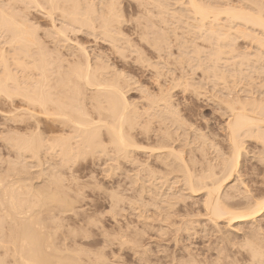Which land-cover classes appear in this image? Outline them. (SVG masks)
Here are the masks:
<instances>
[{
  "label": "rangeland",
  "instance_id": "374dc122",
  "mask_svg": "<svg viewBox=\"0 0 264 264\" xmlns=\"http://www.w3.org/2000/svg\"><path fill=\"white\" fill-rule=\"evenodd\" d=\"M37 1H38V3H40L42 5L35 4L34 6H36V7H34V6L31 7V6H28L29 1H27L28 3L26 1L25 2L23 1L24 3L21 2L23 4H26L24 6H26V7L28 6L29 8L28 7L25 8L24 6H22L20 4V2H18V4H20V5L15 3L16 5L14 6L11 4L12 7L14 6L13 8H16L17 10L11 8L10 7L11 5H9V7H8V5L5 6L4 5V3H6L5 0L3 2H1L0 5L3 7V9L5 6V10L7 7H8V10H9V8H11L12 9L11 12H13V10H16L17 11L16 15H20L22 19H23V17H25V19H23V21L24 22L28 21L27 22L28 25L30 24L28 27L35 29L34 30L35 32L33 31V33L36 35L38 41H40V43H42V44H40V46L42 45L48 51L49 55L54 54L52 56H55V57L60 56L64 60L72 62L73 60H75V57L71 54L74 52V50L76 53V50L78 49V47L76 48V46L86 48L87 52H89V55L91 56L92 63H93V61L96 62L98 60L97 62H99V61H100V63L102 62L101 65L106 64L107 70L109 68V70L108 71L106 70V72L110 71L109 73H107V74H109L107 76L112 80L116 79L115 81L120 82V84L122 83L120 86L123 88V92H124V95H126L125 97H126L127 101H130V104L132 103L134 107L136 105L135 108H137L139 111L143 110L148 105L147 104L148 99L145 98L146 96L149 98L152 96L153 97L158 96L160 86L164 87V89H165V87L166 88L169 87L167 89H169V92L171 94V98H172L171 102H173L171 104L175 106V107L172 106L173 110L177 109L175 111L178 112V118L179 119L177 118L175 120V119L171 118L173 116H170L169 114H168V116H165L166 115L165 112L163 113L162 111L161 112L159 111L158 114H161V113H162V115L164 114L165 119L163 118L164 116H162V115H159V116L156 115L155 119L158 116L159 119H160V117H162L163 121L157 120L158 118L156 119L157 120L156 121L152 118L154 121H156V123L154 121H150V123L151 122H154V123L153 124L151 123L150 130H149L150 132L148 131L147 135L142 134V133L140 134V131H141L140 128H136L134 131L135 141L143 149L135 150L133 152L132 157H133V159L135 158L134 161L131 158H120V157L118 158L116 155H114V153L111 150L110 151L108 150L109 153L104 152V153H107V155H104L103 152H100L102 154H99L98 152H96L97 154H95V152H94L93 155H92V153H90V154L88 153L87 155L78 156L73 162H68V163L64 162L65 163L64 164L61 161V159L58 155V152L53 153V154H48L47 151L42 149V150H40V152L38 153L37 156L32 157V154H30L29 151L26 152V150H25L24 152H22V150H20L18 147H17L18 149H16V147L13 146L14 143H12V142H15V140L19 141L21 143V142H23V140L21 138L25 139V137H26L28 140V138L30 139V137H28V136H31L32 133H35V130H33V126H32L34 123V120L30 119V117L28 115L30 113H34V114L38 115L36 119H37V122L39 125V130H40L41 136L43 138L47 139L49 137H55V138L66 137V136L69 137L70 134H69L67 129L61 130L58 127V125L54 126V128H53L54 131H52V133H51L48 129L49 128V124L47 123L48 117L43 115V114H38V113H35V111H32V109H30V106H28L25 99H23L21 97L23 94L20 96H18L19 94L17 96L15 95L12 99L11 98L8 99V97L6 95H4L5 97L1 96L2 95L1 94L0 95V176L2 175L1 177L2 178L4 177L3 179L6 178L8 181V182L7 181L4 182V184L7 183L9 185L10 181H13L12 183L14 184L15 183L14 181L16 179V182H17V184L19 183L18 185L20 187L22 185H24L23 189L25 186H28L29 190L34 189L33 191H35V189L40 190V188H41L42 190H45V192H43L41 190H40V192L47 194V195H49L48 193H50V192H46V189L48 191L54 190V192H55L56 191L55 188L57 189L60 187L59 188L60 190L57 189L59 191V193H58V191L56 193L60 194V192H61V196H59L57 194H56L57 196H55V195L54 196L57 198V200L60 199V198H58V196L61 197V200L62 199L64 200V198H65L64 201H66L70 198L69 200H71L73 202V204L71 201H70L71 204L68 201H66V203H69L71 205V207L73 205L72 211H70L71 210L70 209L69 211H65L64 213L60 212V210H61L60 207L57 209V207H58L57 204L59 205V203L56 204L57 200L54 201L55 205H54V203L47 202V204H49V205L52 204L53 206L51 205L49 207V205H47V204L45 206H44V204H42V205L40 204V206L37 205V208H41V210L39 209V211H38V209L37 210L34 209V208H36V206H35V207H33V209H34L33 211L37 212L36 218L39 219L41 223L44 222L45 225L44 224L43 225L45 228H47V229H45V231L49 230L51 233L48 231L47 232L50 234L55 233V236H57V238H58V239H56L57 241H59V240L61 241L64 237L66 239L67 238L69 239V241H68V239L66 240V242H68V243H66V245H68L71 240H75V242L77 243V244H75V246H80L83 249L86 248L83 251V249H81L79 247L85 254L90 255L89 257L87 255V257L91 258L92 261H89L90 259L88 261L92 262V263H96V264H144V262H140V258L142 260L145 258V259H148V261H149L148 262L146 260V263L148 262L147 264H182L183 261H185V260H186V262H184L185 264H187V261H189V264H191V259L195 258V256L191 257L193 255H196L199 260L200 259L202 260V257H205V258L208 257L207 260L209 261V263H212L211 261L214 260L212 257L213 256L216 257L215 255H217L219 253L218 251H220L219 250L220 248H221L220 252H222L223 251L222 247L225 250L226 249L228 250V251H226L227 253L229 252L228 254H226V252H224V254L220 253L221 255H224V256H225V254L229 255V258L227 259L228 261L226 260V262L224 261V263L232 264V262L234 261V259H232V258L234 257L235 253H236L235 256H237V257L239 256L237 259H239L240 261L242 259V261H244L246 263L244 257H246V255L248 254V252H246V251L249 248V247L247 248L246 245L249 246L248 244H249L250 240L251 241L253 240L252 242L255 241L257 243L256 244L254 242L253 245H255V244L258 245L259 242L257 239H260L261 237L264 240V237H263L264 232L262 233V230H258V229H257L258 230V232H257L256 227H255V226H257V228L259 227V229L264 228V224L262 225V223L264 222V218H262V216L264 217V215H262L261 217H258L259 219L257 218L258 220H256L255 223L253 222L254 224L252 222L251 223L250 222H241V223H238L239 224L238 225L237 223L231 222L230 223L231 226H230L229 224L228 225L225 224V222H226L225 220L219 221V222H217L218 223L217 225H219V226H215V228L217 227V229H213L214 223L212 221H211L212 222L211 223L210 220H208L207 213H205L206 211L203 208L204 207V205H203L204 201L203 200L205 198V197H203L204 193L199 191L198 193L197 192L195 193L196 195H192V196H191V194L189 195L190 191L188 193V191H186V189H184L185 186H182L183 183L181 181V177L183 178V175L180 173V171H178L179 173H171V172H174V170L170 171L171 168L166 166V165H168L167 163L169 161H171L172 159H169V160L167 159L166 161H164V159H163L164 162L161 161L162 159L160 160V162H159V160H155V159H159V157H156V156H159V155L162 156L163 154H165V153H162V151H164V150H155V149L158 148L156 146H158L159 143H161V144H159V146H160L163 144V142L166 143L171 139L173 145L170 142L171 140L168 142L170 144H168V143L167 144L171 145L172 147L175 146V148L178 151L184 150V152H182V153L186 152L185 154H183L185 158H188L187 155L189 154V151H190L189 157L193 158V160H195L194 162L197 161V163H196L197 165L195 166V169L197 171H199V173H200V171L203 172L204 170H206L205 168L209 167L210 165L214 166V164H215V166H218L219 162H220L218 157H221V155H223L220 158V160H221L224 158V156L227 157L231 153V149H229L230 146L227 143V138H225L226 132L224 130V124L227 120L226 115L228 113L226 112L227 110H225L226 105L224 103H221V102H223V100H221V99L226 94H227L226 96H228V95L230 96V94H231L230 92H232L233 90L236 92H234V91L232 92V95H235L233 97L231 95V97L233 98L232 100L236 99L237 97L239 100L243 96H244V99H245V97H247L246 98L247 100L249 99L248 97H250V99L251 98L253 99V96H251L253 94H255L254 98L258 97V99H259V97H261V95H262V97H264V90H263L264 86H262L263 88H260V86H258L260 88L258 93L256 92L258 90L257 88H256L257 90H255V88L252 89L254 84H258V85L264 84L263 83L264 79L262 78V77H264V75H262L264 70L261 71V69H260L262 67L264 69V65H263L264 63H260L261 60L264 62V60H263L264 57L256 58V55H258V53L261 54L259 56H262V54L264 55V51L258 52V51H260V49L258 47L254 48L255 44H256L254 40L253 41L255 44L248 37L245 39L241 34L238 33L237 34V36L239 37L238 38V37H235L236 34H234V36H233L234 37L233 47H234V49H236V51L233 50L232 53L226 52L227 54L225 53V55H227V57H225L222 54L221 57L223 56L224 58H222V60H221V57H220L219 62H221V61L223 62L225 60V58H226V61H225V64L220 63L222 66L220 67V64H219V67L222 70L224 67L225 70H223V71L225 73L227 72L226 74H229L230 71H231L230 73H233L232 70H236L235 71L236 73H234L235 76L233 74L232 75L229 74V76L227 75L228 76L227 79L229 82L226 79V81L228 83H230L231 80L233 81L234 79H235V82H231V84H230L231 86H229L228 83H227L228 85H224L225 84L224 81H223L224 83H222V85L220 84L219 81H217L216 82L217 84H216V83H213V81L215 82L216 80H214L213 78L210 79L211 78L210 76H212L211 72L208 71L210 69L207 70V68L212 69V65L214 63V61L212 63L209 60V58H207V57L211 55L210 59L214 60V57H212L213 54L211 52H213L214 50L216 51V48H215L217 46L216 42H215V40H211V41L208 40L209 43L214 41L213 43H211L212 46L214 44V46H213L214 48L212 49L211 48L212 46L209 45V43L207 42V39H204L205 37H203V40H206V41L202 40L201 35H204V34L201 31H198L199 32V34H198V32L196 31L197 28H195V24H194V22L196 20L195 16H194V18L191 17L193 15V13L191 14L190 10H188V12L184 11L185 9L187 10V8H185V7H188V6L180 5V3L184 4V2H186V0H182V1L181 0H177V1L175 0L176 2L174 0H172L171 1L172 3L170 2V0H168V1L167 0L166 1L165 0H162V1L158 0L161 3L159 5L156 4V3H159V2H157V0L155 3H153L155 0L154 1L152 0L153 2L152 1L149 2L150 0H147V1L143 0V2L140 0L139 1L138 0H114V3L116 2V5L114 6V8L116 6H118V9H116L117 7L115 8L116 11L114 10V12H115L114 14L116 15L119 13V15H116V16L119 17L120 19L115 16L116 17L115 21L111 22L112 23L111 27L113 25V27L115 29V30L114 29L112 30L113 32L111 31V33H113V34H111L112 38H114L113 41H109L108 39L106 40L103 36L101 37V35H102L101 27H103V26L100 23V20H102V18L105 16V13H104L105 8L104 7L109 3L108 1H110V0H105V2L103 0H101L100 1L101 4L99 3L98 0H92V1L96 2V4H95V2L93 4L96 6L97 10L98 11L101 10V11H99L100 13L97 11L98 13H95V14H98V15L94 16V20H98L97 22L95 21L96 24L98 23L97 27L101 25L96 30L99 32V34H98V32H96L95 33L96 35L93 34V36L90 35V34H92L91 32L88 31L89 32L88 33L84 29H80V31H79V29H78V31L73 30L71 27H69L72 25L68 26L67 22L63 21L65 19H64V16H63V18L61 16L62 15V13H60L61 10L56 12V10H58V9H56V10L53 9L55 11L54 12V11H52L51 8H50L51 10L48 9L49 6L47 8V5H46L47 3H43V2L41 3L40 0H37ZM41 1H43V0H41ZM83 1H85V0H83ZM83 1L80 0V2H83ZM111 1L113 2V0H111ZM173 1L175 3H173ZM197 1L200 3H203V4L205 3L204 5H207L208 2L210 3V4L208 3V5H211V3L213 5V3H214L213 0H208V1L207 0H200V1L197 0ZM216 1L218 2L219 0H215V3H214L215 6L218 5V7L219 6L224 7L225 5L228 6V4H229V6L236 7V8H239L242 6L245 9L250 8L251 11L249 9L248 10L252 13L256 10H258V11L261 10L260 6L264 7V0H256V2L254 0L253 1L251 0L252 3H254V5L256 7L258 5V4H256L257 2L261 3V5L259 4L260 9H256V10H255L256 7L254 5H251V3H249V4L247 3L248 0H247V2H245L244 0H227V1L226 0L225 1L220 0L217 4H216ZM251 1L249 0V2H251ZM90 2H91V0H90ZM163 2L165 3L166 7L164 5H162ZM30 3L34 4L33 2H30ZM142 3H144V4H142ZM6 4H8V3H6ZM97 4H99V5H97ZM185 4H187V2ZM65 5H67V4H65ZM100 5H103L102 8ZM235 5H238L239 7L235 6ZM248 5H250V6H248ZM40 6L41 7L43 6L44 8H46L48 11H50V13L52 15H49V12L47 13V10H45L44 8H41ZM168 6H170L171 9H170V7L168 8ZM251 6H253L252 9H251ZM39 8H41L42 10ZM176 8L178 10L179 9L180 10H179V12H177L175 14V12L177 11ZM167 9L170 10V12ZM173 9H175V10H173ZM188 9H189V7H188ZM263 9L264 8H262L261 11H263ZM103 10H104V12L102 15ZM165 10H167V12ZM182 10L184 12H182ZM160 11L162 12V14L160 15V17H158L159 16L158 12H160ZM163 11H165L164 16H163ZM116 12H118V13H116ZM180 12H182L184 14L181 13L182 14L181 15V14H179ZM166 13H169V14H166ZM188 13H189V15H188ZM263 14L264 13L262 12V15ZM165 15H167V16H165ZM169 15H172V17ZM180 15H181V18H184V19L181 20V18L178 17ZM20 16H17V17H20ZM51 16H52V18H51ZM98 16H99V19L97 18ZM161 16H163V17H161ZM185 16H187V18ZM17 17H16V20H17ZM60 17L62 18V20ZM145 17H147V18H145ZM173 17L175 18V21H173V19H174ZM163 18L166 19L165 22H163L164 21ZM191 18H193L194 20ZM116 19L117 20L119 19L120 21L119 20L117 21ZM185 19L188 21H186ZM177 20L178 21L180 20V21L176 22ZM221 21L223 22L224 19ZM18 22H19V20H18ZM63 22H64V24H63ZM117 22H119V25H117ZM166 22H168V24ZM183 22H186V24L188 22H190V23H188L186 26ZM20 23H21V21H20ZM225 23L226 22L224 21V24ZM24 24L27 26L26 23H24ZM62 25H63V27H64V25H65V27L68 26L67 27L68 29L71 28V30L74 31V32L73 31L71 32V31H69L70 29L69 30L67 29V36L69 37V39H68L69 41L67 40V38L65 40L68 42L62 40V38H60V40H59L58 36L54 35L55 30L53 31V29H54L53 27H62ZM234 25H235V27H234V30H235L237 28V26L239 27L241 24L240 25H239V23H237V25L232 24V26L228 23L225 24V26H227V27H233ZM244 26L251 27L249 25H241V27H244ZM76 27H78V26L76 25ZM187 27L192 32L196 31L197 33L196 32L195 33L198 34L199 37L194 32L191 33L190 35L189 34L187 35V33H186ZM172 28L175 30L174 32L172 31L173 30ZM116 29H118V31ZM191 29H194V30H191ZM28 30H29V28H28ZM151 30L152 31L154 30L155 32H157V34H158L157 36H159V33H160V36H162V38H165V39H169V36L171 35L170 39H169V40H171V42H169V45L166 49H163L162 51H158L145 42V39L147 38L148 34H150L149 32H151L153 35L154 31L152 32ZM234 30H231V32H234ZM30 31H31V29H30ZM115 31H116V33L117 32L120 33L119 35L117 34V36H118L117 40L121 39V40H119V42L118 41L116 42L117 44H114L115 43L114 40H116V38L114 37V35L116 34V33H114ZM190 31L188 33H190ZM155 32H154V35L156 34ZM170 32H172V34ZM2 33H0V49L4 50V48H5L6 51H9L7 53H9L8 57L10 58L14 54L10 55L12 53L11 49H8L10 47H7L8 35H6L5 32H4L5 34L3 33V35H2ZM144 33L145 34L148 33V34L146 36H144ZM161 33H163V34H161ZM166 33L170 34V35H167ZM173 34H174V37H172ZM193 34H195V36ZM4 35L7 37L6 40H4L5 38H3V37H5ZM94 35L97 38H95ZM260 35L261 34H259V36ZM189 36H191V37H189ZM166 37H168V38H166ZM192 37H195L196 39L193 38L194 39L193 40ZM102 38H104L106 41ZM141 38H143V39H141ZM156 38L157 37L155 35V37L152 39H156ZM158 38H161V37H158ZM235 38H237V39H235ZM152 39H149V37L147 38V40H151V41H152ZM248 40H250L254 46L251 45L250 42H248ZM2 41L3 42L6 41L7 44L5 42L3 43ZM107 41H108V43H107ZM111 43L114 45H110ZM5 44H6V46H5ZM77 44H79V45H77ZM167 44H168V40H167ZM118 45H120V46H118ZM113 46L114 47L116 46V47L114 48ZM256 46H258V45L256 44ZM71 47H73V49ZM257 49H259V50H257ZM194 50H195V53H194ZM253 50L254 51L256 50L255 51L256 53L253 52ZM41 51L43 52L45 50L41 49ZM196 51L199 52V55L201 58L199 57V55L198 56L196 55L197 57H199V59H197V57L193 56V55L197 54ZM51 52H52V54H51ZM235 52H237L238 56L235 54ZM239 52L241 55L239 54ZM45 53H47V52H45ZM244 53H246V54L248 53L247 54V62H248L247 65H246L247 62H245L242 59V58L245 59L246 55L245 56L242 55ZM251 53L253 56L251 55ZM181 55H182V57H181ZM232 55H233L234 59L232 58ZM249 55H251L252 57ZM235 56H236V58H235ZM98 57H99V59H97ZM179 57H181V59L183 58V60H180ZM238 57H240L239 59H242L245 63L244 62H242L243 64L240 63L241 61H239V59H237ZM9 58H7V59L9 60ZM62 58H60V59H62ZM195 58H196L197 62H196ZM206 58H207V60H206ZM227 58H228V61L233 63L234 68H232L233 66L231 67L232 64L230 65V62L228 63L229 65L226 64V62H228ZM254 58H256V59H254ZM94 59L95 60L97 59V60L95 61ZM24 60L26 61V58ZM178 60H179V62L181 61L180 62L181 65L178 63ZM198 60L200 61V63ZM256 60L258 61V65H257V62H255ZM11 61H8V63H10ZM182 61H185V62L183 63ZM26 62H24V63L26 64ZM100 63H97V64H100ZM197 63H198V65H197ZM209 63H212V64L210 65ZM235 63H236V67L234 65ZM238 63H240V64H238ZM13 64H14V66L17 65L16 63H13ZM206 64H207V67H206ZM244 64L247 66L246 67L247 73L245 72L246 75L245 74L243 75V73L245 71ZM251 64H252V66H251ZM28 65H26L25 67H27ZM208 65H209V67H208ZM225 65H227V67L230 66L231 68L229 67L230 69L228 70ZM9 66H10L11 72H13L14 69L12 70L11 63L9 64ZM17 66H19V65H17ZM198 66H200V68L201 67L205 68L206 72L208 71L210 73L207 72L208 73V75H207L205 73V69L202 70L203 68L200 69ZM250 66L251 67L254 66V67L250 68ZM16 67H14V68H16ZM237 67L239 69L241 68L240 71H241L242 75L240 74V72H238L239 69H237ZM20 68L18 69V67H17V72L15 70V73L17 74V76L20 74H22L24 76L25 73L24 72L22 73V70L24 71V68L22 70ZM255 68H257L258 70L260 69L262 74L260 71H258V73H260L261 76H260V74L257 73V69L255 70ZM25 69L30 70L28 68H25ZM252 69H254V70H252ZM0 70H2V67H0ZM18 70H19V73L21 72L20 74H18ZM248 70H250V72H248ZM31 71H28V72L30 73ZM251 71H253V73ZM254 71H256V73L258 75L256 73H254ZM28 72H26V75L29 74ZM248 73H250L251 76H249ZM205 74L208 77H206ZM236 74L238 75L239 78L241 76H245V77H241L240 79H243V78L244 79L240 81V80H238ZM247 75H248V78L250 77L249 79H246ZM112 76L113 77L116 76V77L112 78ZM117 76H118V79H117ZM230 76L231 77L234 76L233 79L230 80V78H231ZM257 76L260 78H258ZM251 77L252 78L255 77V79L258 78V80L255 81V79H251ZM0 78L2 79L1 76H0ZM185 78L186 79L188 78L187 82L190 81L193 84L194 88H193V86H192V88L194 90L190 87L186 90L183 89V87L180 83L183 82V80ZM236 78H237V80H236ZM245 79L249 82H250V80H252L250 83L251 85L254 82V84L251 87V91H250V89H248L249 86H251V85L249 84V82H248L249 85L247 83L245 84V82H246ZM259 79L260 80L263 79V80H261L262 82ZM238 81H240V84H241V85L238 84L239 86L236 84V83H238ZM190 82H188V83L190 85H192ZM260 82H261V84H260ZM25 83H27V81L22 83L21 86L23 85V87H24V86L28 85ZM233 83H235V86L236 85L237 86L236 87L233 86L232 85ZM218 84L220 85L221 88H219ZM243 84H245V85L242 86ZM123 85H124V87H123ZM215 85H217V86H215ZM246 85L248 86V88H246V89H248L251 93L253 92V94L248 92L249 95L247 94L248 95L247 96L246 93L243 92L245 90ZM212 86L215 88H213ZM224 86H226L227 88L230 87V89L232 91L230 89L224 90ZM255 86L257 87V85H255ZM216 87H217V89H216ZM226 87H225V89H226ZM196 88H198L197 89L198 92L195 90ZM124 89H125V91H124ZM220 89H223V90L220 92ZM242 89H243V91H242ZM23 90H25V88H23ZM239 90H241V91L237 92ZM224 91H226V93ZM260 91L263 92V94H261ZM23 92H21V93H23ZM25 92H26V90H25ZM27 92H28V90H27ZM228 93H230V94H228ZM220 94H221V99H220L221 102L218 103V101H219L218 99L220 98V96H219ZM88 95H90L89 92H88ZM148 95H151V96H148ZM222 95H223V97H222ZM229 96H228V98H231ZM225 97L223 98L224 101H225ZM226 101H230V100L227 99V97H226ZM84 103H86V102H84ZM88 103H90V102L87 101V103L85 104L86 106H84V107H87V112L89 111V114L90 115L92 114L91 115L92 118H98L97 114H99L100 112L96 114V112H98V109H96V107H95L96 111L93 108V110L95 111V113H93L94 112L92 110L93 105L91 103L89 105H87ZM223 104L225 105V107L222 106ZM90 105H92V106L90 107ZM85 110H86V108H85ZM158 110H159V108H158ZM95 116H97V117H95ZM166 118H171L169 120L167 119V121L172 122L174 120L176 123L179 120L180 122L176 123V124L170 122L172 124L171 125L169 122L166 123ZM157 122L158 123L161 122L162 125L161 124L159 125ZM164 123H166L167 125L166 124L163 125ZM177 124H178V126H180L179 128L177 127ZM164 126H167V128H169V129L168 130H167V128L163 129ZM102 129H101V138L104 141L103 144L108 146L107 140H106L107 136H106V133L104 132L105 129L104 130H102ZM168 131L172 132V134H174L173 137L175 139L174 138L173 139L175 140V142H173V139L169 135ZM162 132H165L164 136H162L163 135ZM167 132H168V134H166ZM166 135L170 136V139L168 141H166L168 139V137ZM158 136L163 137V138L166 136L165 138H167V139L165 140L162 138L163 142L162 141L160 142L161 138H159ZM197 136H199V137H197ZM200 136L201 137L204 136L205 139L203 138L204 140H202L200 138ZM198 138H200V139H198ZM195 139H197V140H195ZM24 141H26V139ZM158 141H159V143L156 144V142H158ZM194 141H195V143H194ZM200 141H202V142H200ZM199 142L201 144H203V147ZM247 142L245 141L244 143H246V144H243L244 150L241 153V154H243V156L240 157V160L242 162H240V160H239V173L241 174L243 172L241 175L242 178L239 176L240 174H238V177L240 179V180H238V177H236V175H235V177H233V180H231L227 184H228V187H229V185H230V187L234 186L237 190L240 188L243 190V187H245L246 189L250 190L249 191L250 194H248V190H247V193L244 192L246 189L243 190V192L248 194V195H251V193L253 191H256V192H253L255 194L251 195V196H254L255 198H257L256 197L257 196L256 194H258L257 191H259L260 189L264 190V183H263V180H264V164L261 163L264 160V157H262L264 155V152L261 150V146H259L260 145L259 143L255 144L254 143L255 141L253 142L252 140H248ZM153 146H155L156 148L154 149ZM200 146H201V149L204 150V152L202 150V153L200 152L201 149L199 150ZM253 146H255V148ZM257 146L260 147V149L257 148ZM150 147H152L154 149L153 153H151V150L153 151L152 148H151L150 152L148 153L149 149L147 150L146 148H150ZM245 147H247V148H245ZM253 148L255 149V151ZM144 149H146V150H144ZM179 149H183V150H179ZM245 149H247V150H245ZM17 150H20V151L18 152ZM257 150L258 151L261 150L262 153H259L260 151L258 152ZM215 151H217L220 156L219 155L217 156V154H216L217 152L215 153ZM244 151H245V153L246 152H248V153L245 154ZM164 152H166V151H164ZM254 152L255 153L258 152L260 155H257L258 153H256V155H255ZM160 153H162V155ZM154 155H156V156H154ZM214 155H215V157H214ZM244 155H245V157H244ZM114 156H116L117 158ZM192 156H194V157H192ZM257 156L258 157L261 156L263 158L262 159L261 157H259L260 159H262L261 162H259L260 159H258L259 161L256 159V158H258ZM154 157H156V158H154ZM249 158H252V159H249ZM186 160L188 162H189V160L192 161V159H186ZM191 161H190V164H191ZM162 162L164 163V165L165 164L166 165L164 166L162 164ZM243 162H244V166H243ZM248 163H251L252 166H253V164H255L252 168L254 170H251V167H249L250 164H248ZM146 164H148L149 166L147 167ZM160 164H162V165H160ZM193 165H195V164L193 163ZM193 165H192V168H194ZM20 166L22 169L20 168ZM60 166H63V167L65 166V167L64 168L62 167V169L60 168L61 169L60 170L58 168ZM144 166H146L145 167L146 171L144 170ZM215 166H214V168L219 167L221 169L220 165L218 167H215ZM54 167H56V170H54ZM164 167L166 168V170H164L165 169ZM167 167H168V169H167ZM14 168L16 171H13ZM146 168H148V169H146ZM159 168H160V170H159ZM161 168H164V169H161ZM219 168H218V171H216L217 169L215 170L217 173L220 171ZM241 168L243 169L242 171H241ZM152 170L154 172L158 171V172H155L156 174L154 177L151 176L152 173L150 171H152ZM196 170H195V172L198 173ZM164 171L165 172L167 171V173L170 172L171 175L169 173H168L169 175L166 173L168 175V176H166ZM175 171H176V169H175ZM148 172H150L151 175ZM162 173H164V176L167 177V178L166 177H164V178L166 180L168 179V181L161 180L163 176L161 177L160 175H162ZM146 174H148L151 178L147 177ZM180 174H181V176H180ZM158 176H160L161 178ZM146 178H149L150 180L146 179ZM152 178H154V180H156V181H154V183H153ZM136 179H137V181H136ZM159 179H160V181H159ZM5 180H3V181H5ZM59 180H60V184L58 183ZM145 180H149V181H145ZM234 180L239 181V182L243 180V182H242V184H241V182L239 184V182H235ZM135 181L137 182V184ZM164 181L167 182L166 183L167 185L164 184ZM56 182H57V184H56ZM140 182L142 184H144V183L146 184V182H147V185L149 183H151V185L149 184L151 186L150 190L148 188L149 186L147 187V185H145V187H144V185H142L143 186L142 189H144L146 187L148 188V189L144 190L147 193H148V191L150 192L153 189L156 190V188H158L156 185L159 186L157 192H155V190H153L156 193L155 198H153L154 196H152V195H154L153 191L151 193H149L150 194L149 198L151 197L150 200L152 199L151 202H150V200H148L149 198H148L147 194H145V195H143V193H141L142 195L140 194V192L143 191L142 189H140L141 188ZM155 182L156 183L161 182V184L163 183L162 184L163 186L159 185L160 183L156 184ZM22 183H24V184H22ZM13 184H11V185H13ZM138 184H140V186H138ZM152 184L154 185V187ZM8 185H6V186H8ZM168 185H169V187H168ZM160 186H162V187L160 188ZM170 186H172V189L168 190L167 188H170ZM236 186L237 187L239 186L240 188H237ZM226 187H227V185L223 188L226 190H223V189L222 190L226 191V193H228L229 195L230 194L232 195V193L235 192L234 190H231L230 187H229V189H227ZM138 189H140V190H138ZM37 190H36V192L38 193L39 190L38 191ZM159 190H160V192H159ZM170 190L173 194L170 192ZM227 190H228V192H227ZM229 190L234 191V192L230 193ZM261 190H260V192H261ZM263 190H262V192H263ZM223 191H222V193H223ZM238 191H239V193H238ZM238 191H237L238 194L236 192L234 193L235 195L237 194L236 199L233 198L237 202H235L233 199L232 200L235 203H238L240 201L239 203L244 205L243 204L244 202H241V200L246 201V199L242 198L244 193H242L241 190H238ZM36 192H34V193H36ZM54 192L51 194L52 195L55 194ZM260 192H259L258 196H260L261 194L264 195V193L261 192V194H260ZM160 193H162V194H160ZM177 193H179V195H177ZM226 193H224V194H226ZM63 194L66 195L64 198H62ZM164 194L165 195L168 194L167 196H169V197L166 196L167 198L166 197L164 198V196H165ZM169 194L173 195V196L170 197ZM224 194H222V196ZM239 194L242 195V196L240 195V197H239L240 200L237 199ZM115 195L117 196V198L119 197L116 200H115V198H116ZM138 195L142 196V198L141 197L139 198ZM156 195H157V197H159V195H160L159 200H157L158 198H156ZM176 195L179 196L178 198L181 197L180 195H183L185 197H183V196L182 197L185 199L180 198V200H179V199L175 198L173 200L172 197H176ZM235 195H234V197H235ZM187 196L188 197L190 196L191 198H188ZM261 196L258 198H261ZM145 198H147V200L151 203V204L149 203L150 207L147 206V208H146V206H144V202H146L148 204L147 201H144ZM161 198H163V199H161ZM168 198H170L171 200L170 199L167 200ZM229 198H231V197H229ZM262 198H263V196H262ZM119 199H120V202H119ZM160 199L162 200L163 204L165 203L164 205L167 207V210L164 209L165 206L163 207V204H161L162 202ZM164 199L169 201V205H168V202L166 200L164 202ZM176 199L179 202L177 201L178 203L176 202V205L174 204V206H173V203H175ZM181 199H182V201H181ZM224 199H226V198L224 197ZM228 199H226V200H228ZM153 200H157V201L155 203H153L154 202ZM232 200L229 199L228 201L232 202ZM59 201L60 200H58V202ZM139 201H141L143 204L142 203L138 204V203H140ZM202 201H203V203H202ZM114 202H116L117 204ZM171 202H173V203H171ZM146 203H145V205H147ZM166 203H167V205H166ZM113 204H115L116 206H114ZM134 204H136V205H134ZM152 204L155 206L151 207ZM170 204H172V205H170ZM138 205H141V206L143 205L144 207L143 206L142 207L144 209L142 207L139 208ZM46 206L49 207L48 210H47L48 207H46ZM158 206H160V210H159ZM169 206H171L172 212H171V210L169 211V209H170ZM43 207H46V210H44ZM51 207H53V208H51ZM155 207L158 209L157 210L154 209ZM145 208L147 210H145ZM232 208H233V206H232ZM232 208H230V209L232 210ZM234 208H233V212H235ZM142 209H143V211H142ZM161 209H162L163 213L161 212ZM163 209L167 212V213L165 212L166 214H169V213L170 214L166 215L164 213ZM240 209H241V207L238 210L240 211ZM155 210L156 211L159 210L161 213L159 211L156 212ZM174 211L177 213H175ZM146 212H147V215L145 216L144 214H146ZM156 213H158V214H156ZM172 213L173 214L175 213V215H173ZM33 214L35 215V213H33ZM160 214H161V216L163 215L162 217L164 220H162ZM142 215L145 216L146 220L148 217V220L144 221V218H143L144 216H142ZM171 215H173L172 216L173 218H174V216L175 217L177 216L176 218H174L175 221L172 220L173 218H171ZM141 216H142V218H140ZM150 216L151 217L154 216V217H152V220H151ZM158 216H160V217L157 218ZM165 216H167V217L170 216V217H168V220H167V217H165ZM149 217H150V219H149ZM160 218L162 220L161 222H160ZM181 218H182V222L180 221ZM188 219H190V220H188ZM39 220H36V221H38V224L40 223ZM165 220L167 222H169L168 226H167V222H165ZM171 220L174 222L173 225H171V223H172V222H170ZM186 220H187V222L189 221L191 223L189 224V223L185 222ZM259 220L261 222H259ZM193 221H194V223H193ZM163 222L166 224H164ZM180 223H182V226H184V227H186V225H184V224H187V225H191L192 223L193 224L190 226V228H189V226H187L188 229L186 230L184 227L182 229V226ZM249 223L251 225H253V227ZM257 223H261L262 226H259L260 224H257ZM240 224L242 225V228L238 227V226H240ZM243 225H245V226H243ZM239 228H240V230H238ZM178 229L179 230L181 229V231H179ZM219 229L221 231H219ZM248 229H250V230H248ZM253 229H254V231H256L255 234H257V235H255L253 233ZM217 230L220 233L216 232ZM251 230H252V233H251ZM162 231H163V233H162ZM239 231L241 233H239ZM242 231L243 232L245 231L246 236H244ZM259 231H261V232H259ZM263 231H264V229H263ZM72 233H74V235ZM247 233L248 234H254L255 235L254 237H256L254 239H256L257 241L254 239H250L249 241H245L246 242V244H245L243 237H245V239H247V237L249 236ZM260 233L262 235V236L260 235L261 237L258 236V234H260ZM72 235L74 237H72ZM220 235L222 238L220 237ZM241 235H242V237H241ZM69 236H71V237H69ZM251 238H253V235H251ZM117 239H118V241H117ZM132 240H133V242L136 243V245L137 244L138 245L136 246L135 244H133ZM227 240H230L229 242H232V243L227 242ZM240 240L243 241L242 242L243 244L240 243ZM260 240L262 241V239H260ZM221 241L224 242V243L223 242L222 243L224 244V246L226 245V247H224V246L221 247V245H223L221 243ZM127 242H129V243H127ZM233 242H234V244L236 242V244L238 246L236 244L233 245ZM237 242H239V243H237ZM73 243H74V241L73 242L71 241V243H70L71 245H73V247L71 249L74 248ZM218 243L219 244L221 243V244L219 245ZM227 243H228V245H227ZM261 243L262 242H260L259 246L263 247L264 245L262 246ZM239 244H241V245L239 246ZM250 244H251V242H250ZM71 245H68V246H71ZM253 245H251L250 247H253ZM208 246L210 248H208ZM217 246H220V247H217ZM229 246H231L232 248H230ZM245 247H246V251H243V250H245ZM133 248L135 251L130 250ZM141 248H142V250H141ZM215 248L217 249L216 250L218 252V253L216 252L217 254L214 251ZM237 249H239V250H237ZM241 249L244 253L243 255H242ZM251 249L249 251H251ZM262 249L264 250V248H262ZM88 250H89V252H88ZM143 250H145L144 251L145 255H142ZM208 251H209V253H208ZM1 252L2 253H1L0 257L3 256V251H1ZM135 252H136V254H135ZM137 253L139 256L137 255ZM210 253L211 254L213 253V255L211 257H209L211 255ZM214 253H215V255H214ZM238 253H239V255H237ZM240 253H241V256L243 258L240 256ZM95 255L97 257L99 255V258L101 259V261L98 258L97 262H96V259L93 262V258L96 257ZM6 258H5L6 262L8 260L9 261L7 263L5 262V264H9L10 262H13L12 261L13 259L11 258V256L10 257L6 256ZM188 258L189 259L191 258V259L189 260ZM205 258H204V261H206ZM193 259H192V262H193ZM198 259H196V258L194 259L195 263L197 261L198 264L199 263L201 264L203 261L200 262ZM86 261L87 260H85L84 264L89 263L88 261H87L88 263ZM242 261H241V263L239 262V264H242V263L245 264ZM99 262H101V263H99ZM234 262H233V264H234ZM236 262H238V261L236 260ZM236 262H235V264H237ZM92 263H90V264H92ZM195 263H192V264H195ZM203 263H205V262H203ZM206 264H207V261H206Z\"/></svg>",
  "mask_w": 264,
  "mask_h": 264
},
{
  "label": "bare ground",
  "instance_id": "6f19581e",
  "mask_svg": "<svg viewBox=\"0 0 264 264\" xmlns=\"http://www.w3.org/2000/svg\"><path fill=\"white\" fill-rule=\"evenodd\" d=\"M3 1L4 0H0V3L3 2ZM23 1L24 2L25 1L26 2L29 1V3L27 2L28 3V6H31V7L34 6L35 4L42 5V4L38 3L37 0H5V2L8 3V4L4 3V5L5 6L8 5V7H9V5L12 4V5L15 6L16 4H18V2H20V4L22 6H24L26 4H23L24 3ZM98 1L100 3L101 0H98ZM103 1L105 2V0H103ZM140 1L143 2V0H140ZM144 1H147V0H144ZM151 1L152 0H150L149 2H151ZM171 1L172 0H170V2ZM174 1H173V3H175L177 0L175 2ZM213 1L215 3V0H213ZM244 1L247 2V0H244ZM252 1L249 2V0H248L247 3L248 4L251 3V5H254V3H252ZM254 1L256 2V0H254ZM21 2H23V3H21ZM30 2H33L34 4H32ZM40 2L41 3L42 2L43 3H47L46 4L47 5V8L49 6L48 9L51 8L52 11H54L56 9H58V10H56V12L61 10L62 11V12L60 11V13H62L61 16H62V18L64 16V19H65L63 21H66L67 24H68V26L69 25H72V26H69V27H71L73 30H77L78 31V29H79V31H80V29H84L87 32L88 31L91 32L92 34H90V35L93 36V34H95L96 32H98V31H96L98 29V27L101 26L100 25V26L97 27V24L98 23L96 24V22L98 20H94V16L98 15V14H95V13H98L99 11H101V10L98 11L97 8H96V6L93 4L95 1H92L91 0V2H90V0H85L83 2H80V0H43V1L40 0ZM108 2L109 3L107 5L104 3L106 6L104 5L105 6L104 7L105 8V12L103 10L102 11V15H103V12H104L105 13V16L104 17L102 16L103 18H102V20H100V23L103 26V27H101V30H102L101 37L103 36L106 40L108 39L109 41H113L114 38H112V35L111 34H113V33H111V31L114 29V27H113V25L111 27V24H112L111 22L115 21V18L117 17L116 15H119V13L116 12L118 14H116V15L114 14L115 13L114 10L116 11V9H118V6H116L117 8L115 7L116 9L114 8V6L116 5V2L114 3V0H113V2L111 0L108 1ZM155 2H156V0L153 3H155ZM157 2H159V1L157 0ZM186 2H187V4H185ZM186 2H184V4L180 3V5H183V6L186 5V6H188L189 9H188V7H185V8H187V10L185 9L184 11H187L188 12V10H190V13L191 14L193 13V15L191 17L194 18V16H195V19L196 20H195L194 24H195V28H197L196 31L197 32L198 31H201L204 34V35H201L202 36V40H203V37H205L204 39H207V42L208 43H209L208 40H210V41L211 40H215L216 45H217L215 47L216 48V51L214 50L215 51V52L213 51L214 53L211 52L213 54L212 57H214V60H211L210 59L211 58V55L210 54H209L210 56L207 57V58H209V60L212 63L214 61L213 65H212V69L211 68H207V70L210 69L208 71H210L211 72V75H212V76H210L211 77L210 79L213 78L214 80H216L215 82L213 81V83H216L217 81H219L221 85H222V83L225 82L224 85H228L229 84V86H231L230 85L231 82H235V79L233 81L231 79H233V77L235 76L234 73H236L235 72L236 70H232L231 69L233 73H230L231 71L230 72L228 71L233 66V63H231L230 61H228V58H229L228 57L227 58V61L228 62H226V64H228L230 62V65L231 64L232 65H231V67L230 66L227 67V65H225V66L227 67V69H228L227 71L229 72V74L230 75H232V74L234 75L233 77L230 76L231 77L230 78L231 82L228 83L229 81H228L227 78H228L229 74H226L227 72L225 73L223 71V70H225L224 67H223V70L220 69V67L222 66L221 64H225L226 58H225V60L223 62L222 61L219 62L220 61V57H221L222 54L225 57H227V55H225L226 52L232 53L233 50L236 51V49H234V47H233V45H234V37L233 36H234V34H236L235 37H238L237 36L238 33L241 34L245 39L248 37L252 41L254 40L255 43L258 45V46H256V44L253 41V43L255 44V47L254 48H257L258 47L260 49V51H258V52L264 51V16H263L264 14L262 15V12L264 13V9H263V11H261L262 8H264V7L263 6H260L261 3H258L257 2L256 4H258L257 5L258 8L254 5L256 7L255 10L256 9H260V7H261V10H259V11L256 10V11H254L252 13V12H250L251 11L250 8H248L250 10L249 11L248 9H245L244 7L241 6L244 9L243 10L238 5H235V6H238L239 8L231 7V6H229V4H228V6L225 5L226 7L225 6L224 7H220V6L218 7V5L215 6L214 3H213L214 6L212 5V3H211V5H208L209 2L207 3V5H204L205 3L204 4L203 3H200L197 0H186ZM218 2L216 1V4ZM163 3H162V5H164L166 7L165 3L164 4ZM20 4H18V5H20ZM65 4H67V5H65ZM95 4H96V2H95ZM142 4H144V3H142ZM156 4L159 5L161 3L159 2V3H156ZM12 5L10 6L11 8L14 7V6L12 7ZM97 5H99V4H97ZM5 6H4V9H3V7L0 5V33H2V32L4 33L5 32L6 35H8V42H7L8 44L6 43V41H4V42L7 44V47H10L8 49H11V52L12 53L10 55H13V54L14 55L9 58L8 57L9 53H7L9 51H6L5 48H4V50L0 49V67H2V70H0V74H1L0 76L2 77V79L0 78V95L1 94H2L1 96L6 95L8 97V99H10V98L12 99L15 95L17 96L19 94L18 96H20V95L23 94L21 97L23 99H25V101L27 102L28 106H30V109H32V111H35V113L43 114V115H45V116L48 117V121H47V123L49 124V128L48 129H49V131L51 133H52V131H54V129H53L54 126H57L58 125V127L61 130L67 129L68 132H69V134H70L69 137L68 136H66V137H59V138L49 137L47 139L43 138L41 136V133H40V130H39V125H38V122H37V119H36L38 115L37 114H34V113H30L28 115H29L30 119H33L34 120V123H33L32 126H33V130H35V133H32L31 136H28V137H30V139L28 138V140L25 137L26 141H24L25 139L21 138L23 140V142H21V143L19 141H16V140H15V142H12L11 141L14 144L16 143L15 145L13 144V146H15L16 149L19 148L20 150H22V152H24L25 150H26V152L29 151V153L32 154V157L33 156H37L38 153L40 152V150H42V149H44L45 151H47L48 154H53V153H57L58 152V155H59V157H60V159H61V161L63 163L64 162L65 163L73 162L78 156L87 155L88 153L89 154L92 153V155H93L94 152H95V154H97L96 152H98L99 154H102L100 152H103L104 155H107V153H104V152H108V150L109 151L111 150L114 153V155H116L118 158L120 157V158H131V159H133V157H132L133 152L135 150L143 149L135 141L134 131H135L136 128H140V130H141L140 131V134L142 133V134L147 135L148 134V131L150 130L151 123L152 124L154 122L156 123L157 120H160V121L162 120L163 121V118L165 119V116H168V114L170 116H173L171 118H173L175 120L178 118V112L175 111L177 109L173 110V107H175V106L171 104L173 102H171L172 101L171 94L169 92V89H167L169 87H167V88L165 87V89H164V87H161L160 86L159 92H158L159 95L157 94L158 96H155V97L152 96L150 98L146 96L145 98L148 99L147 100L148 101V103H147L148 105H147L146 108H144L143 110L139 111L137 108H135L136 105L134 107L132 103H131L132 105L130 104V101H127V99L125 97L126 95H124V92H123V88L120 86L122 83L120 84V82L115 81L116 79L112 80V79H110L107 76V75H109L107 73H109L110 71L109 72H106V70H107L106 64L105 65H101L102 62L101 63H100V61L97 62L98 61L97 59H99V57L96 59L97 61L94 59L96 62L93 61V63H92L91 56L89 55V52H87L86 48L79 47V46H76V48L78 47V49L76 50V53H75V50H74V52L72 51L73 53L71 55H73L75 57V60H73L72 62L71 61L64 60L60 56H57V57L52 56V55H54V54H52V52H51L52 55H49L48 51L42 45L40 46V44H42V43H40V41H38L36 35L33 33V31L35 29L28 27L30 25V24L28 25V23H27L28 21L27 22H24L23 21V19H25V17H23V19H22L20 15H16V12H17L16 11L17 10L16 8H13V9H16V10H13V12H11L12 9L9 8V10H8V7H7L6 10H5ZM100 6L102 8L103 5H100ZM248 6H250V5H248ZM24 7L27 8L26 6H24ZM34 7H36V6H34ZM169 7L170 6H168V8ZM252 7L253 6H251V9H252ZM41 8H44V7L42 6ZM41 8H39V9H41ZM44 9L47 10L46 8H44ZM170 9H171V7H170ZM167 10H165V11L167 12ZM173 10H175V9H173ZM179 10L177 9L176 12L174 11L175 14L177 12H179ZM165 11H163V16L165 14L164 13ZM168 11L170 12V10H168ZM184 11L182 10V12H184ZM48 12H49V15H52L50 13V11L47 10V13ZM160 12H158L159 13L158 14L159 15L158 17H160V15L162 14V12L161 13ZM182 12H180L179 14H181ZM166 14H169V13H166ZM182 14H184V13H182ZM181 15L178 16V17L181 18ZM188 15H189V13H188ZM17 16H20V17H17ZM163 16H161V17H163ZM165 16H167V15H165ZM169 16L172 17V15H169ZM16 17H17V20H16ZM185 17L187 18V16H185ZM51 18H52V16H51ZM62 18H61V20H62ZM97 18L99 19V16ZM117 18H119V17H117ZM145 18H147V17H145ZM193 18H191V19H193ZM182 19H184V18H181V20ZM223 19L226 22L225 24L228 23L231 26H232V24H236L237 25V23H239V25L240 24L241 25H249L251 27H246V26L241 27V25H240L239 26L240 28L237 26V28L234 30L235 25L233 27H227V26H225L224 21L223 22L221 21ZM18 20H19V22H18ZM165 20L166 19H164L163 22H165ZM20 21H21V23H20ZM173 21H175V18L173 19ZM179 21L177 20L176 22H179ZM186 21H188V20H186ZM23 22L26 23L27 26ZM190 22H188V23H190ZM166 23L168 24V22H166ZM183 23L186 26L188 24V23L186 24V22H183ZM63 24H64V22H63ZM76 25L78 27H76ZM117 25H119V22H117ZM68 26L65 27V25H64V27H63V25H62V27H53L54 28L53 31L55 30V32H54L55 34L54 35L55 36H58L59 40H60V38H62V40H64V41H66L65 40L66 38L68 40L69 39V37L67 36V29H68L67 27ZM27 27L29 28V30H28ZM71 28H69L70 30L69 29L68 30L72 32L73 30H71ZM187 28H186V30L188 31L189 28L188 29ZM30 29H31V31H30ZM194 29H191V30H194ZM116 30L118 31V29H116ZM231 30H234V32H231ZM172 31L174 32L175 30L173 29ZM187 31H186L187 35L188 34L190 35L191 33L194 32V31L192 32V31L189 30L190 33H188L189 31L188 32ZM154 32H153V35H154ZM3 33H2V35H3ZM114 33H116V31ZM149 33L151 35L148 34V33H146V34L144 33V36H146L148 34L147 38L149 37V39H152L156 35L157 38L156 39H152V41L151 40H147V38H146L145 39V42L148 45H150L151 47H153L154 49L158 50V51H162L163 49H166L168 47V45H169V42H171V40H169L170 39V36H171L170 34H167L166 33L167 35H170V36H169V39H165V38H162V36H160V33H159V36H157L158 35L157 32H155L156 34L154 36L152 35L151 32H149ZM170 33L172 34V32H170ZM98 34H99V32H98ZM117 34L119 35L120 33L117 32L115 34L116 36L114 35V37L116 38V40H114L115 43L113 42L114 44H117L116 42L117 41L119 42V40H121V39H119L120 37L118 38L119 40H117V37H118ZM161 34H163V33H161ZM195 34H193V35L195 36ZM198 34H199V32H198ZM198 34H196V35L198 36ZM259 34H261V35L259 36ZM95 35H94V37L97 38ZM158 37H161V38H158ZM172 37H174V34H173ZM189 37H191V36H189ZM3 38H5L4 40H6L7 37L5 36ZM104 38H102V39H104ZM166 38H168V37H166ZM193 38H195V37H192V39ZM141 39H143V38H141ZM235 39H237V38H235ZM167 40H168V44H167ZM68 41H66V42H68ZM203 41H206V40H203ZM213 42L214 41H212L211 43H213ZM248 42H250V44L253 45L250 40H248ZM107 43H108V41H107ZM211 43H209V45H211ZM6 44H5V46H6ZM114 44L111 43L110 45H114ZM77 45H79V44H77ZM118 46H120V45H118ZM213 46H214V44H213ZM213 46L211 47L212 49L214 48ZM71 48L73 49V47H71ZM41 49L42 50H45V51L42 52ZM259 49H257V50H259ZM255 51L253 50V52H255ZM45 52H47V53H45ZM237 52H235L236 55H237ZM194 53H195V50H194ZM239 54H240V52H239ZM247 54L246 53L242 54L244 56L246 55L245 56V59L246 60L244 58H242L245 62H247ZM196 55L198 56L199 55V52H197V54H195L193 56L197 57ZM251 55H252V53H251ZM251 55H249V56H251ZM259 55H261V54L258 53V55H256V58L264 57L263 54H262V56H259ZM59 57L62 58V59H60ZM181 57H182V55H181ZM181 57H179L180 60H183V58L181 59ZM199 57H200V55H199ZM199 57H197V59H199ZM7 58H9V60ZM25 58H26V61L28 60L27 62L24 60ZM207 58H206V60H207ZM222 58H224V57L222 56L221 57V60H222ZM232 58L234 59L233 55H232ZM235 58H236V56H235ZM239 58L240 57H238L237 59H239ZM256 58H254V59H256ZM242 59H239V61H241L240 63L244 62ZM7 60L8 61H11L10 62L11 63V68H12V70L14 69V71H13L14 73L11 72L10 66H9L10 63H8ZM195 60H196V58H195ZM23 61L26 62V64ZM12 62L13 63H16L19 66H17V65L14 66V64ZM180 62L178 60V63L179 64H180ZM182 62L184 63L185 61H182ZM196 62H197V60H196ZM255 62H257V65H258V61L256 60ZM97 63H100V64H97ZM199 63H200V61H199ZM212 63H209V64L211 65ZM240 63H238V64H240ZM260 63H264V62L261 60ZM219 64H220V67H219ZM247 64H248V62L246 63V65ZM26 65H28V66L25 67ZM197 65H198V63H197ZM234 65L236 67V63ZM246 65L244 64L245 71L242 69L244 71L243 75L244 74L246 75V73H247V70H246V67L247 66ZM16 66L18 67V69L21 67L20 68L21 70L24 68V71L22 70V73L24 72L25 75H26V72L31 71V70L32 71L30 73L28 72L29 73L28 75H26V76L24 75L23 76L22 74H20L21 72L19 73V70H18V74H20V75L17 76V74L15 73V70L17 72V67ZM251 66H252V64H251ZM251 66H250V68H253L254 67V66L253 67H251ZM14 67H16V68H14ZM198 67L200 68V66H198ZM206 67H207V64H206ZM208 67H209V65H208ZM238 67H237V69H239ZM25 68H28L30 70H27ZM202 68L203 67H201L200 69H202ZM232 68H234V66ZM204 69L205 68H203L202 70H204ZM256 69L257 68H255V70ZM260 69H261V71L264 70L263 67L260 68ZM260 69L259 70L257 69V73H258V71H260ZM108 70H109V68H108ZM240 70H241V68L239 69L238 72H240V74L242 75V73H241ZM252 70H254V69H252ZM207 72H206V69H205V73L208 75V73H210V72H208V73ZM248 72H250V70H248ZM251 72L253 73V71H251ZM254 73H256V71H254ZM248 74H249V76H251L250 73H248ZM258 74H260V73H258ZM261 74H262V72H261ZM261 74H260V76H261ZM207 75H206V77H208ZM262 75H264V71H263V74ZM236 76H237L238 80H240V81L244 79V78L243 79H240L241 77H245V76H241L239 78L237 74H236ZM115 77L112 76V78H115ZM237 78H236V80H237ZM249 78H248V75H247V78L246 79H249ZM258 78H260V77H258ZM258 78L255 79V77L254 78L251 77V79H255V81L258 80ZM262 78L264 79V77H262ZM117 79H118V76H117ZM187 79L185 78L183 80V82L180 83L182 85V87H183L184 90L188 89L189 87L192 88V86H193V84L190 81H188V82H190L192 85H190L187 82ZM226 79H227L228 82L226 81ZM246 79H245V81H246L245 84L246 83L248 84L249 81H247ZM263 79H261V80H263ZM26 81H27V83H25V84H28V85H26L24 87H23V85L21 86V84L24 83V82H26ZM240 81H238V83H236V84L237 85L240 84ZM251 81L252 80H250L249 84L251 83ZM261 82H260V84H261ZM245 84H243L242 86H244ZM253 84H254V82L252 83V85ZM232 85L235 86V83H233ZM252 85L249 86V88L246 85L245 90L243 91V89H242V91L244 93H246V95L247 94L249 95L248 92L251 91ZM255 85H257V87ZM215 86H217V85H215ZM218 86H219V88H221L219 84H218ZM258 86H260V88H263L262 86H264V84L263 85L262 84L261 85L254 84V86L252 87V89L253 88H255V90L258 89L256 91L257 93L260 90V88ZM123 87H124V85H123ZM225 87L226 86H224V90L230 89V87H228V88L226 87V89H225ZM23 88H25L26 92H25V90H23ZM193 88H194V86H193ZM213 88H215V87H213ZM246 88L250 89V91L248 89H246ZM197 89L198 88H196L195 90L198 92ZM216 89H217V87H216ZM27 90H28V92H27ZM222 90L223 89H220V92ZM124 91H125V89H124ZM240 91L241 90H239L237 92H240ZM21 92H23V93H21ZM88 92L90 93V95H88ZM224 92L226 93V91H224ZM232 92H230L231 94L228 93V94H230V96L228 95L229 97H231ZM234 92H236V91H234ZM251 94H253V92ZM261 94H263V92H261ZM254 95L255 94L251 95V96H253V99L252 98L250 99V97H248L250 100L249 99L247 100L246 99L247 97H245V99H246L245 100L244 99V96L240 98L241 100L240 99L238 100V97L237 98L235 97L236 99L232 100L233 99L232 97L235 96V95H232L231 98H228V96H226L227 99H229L230 101H226V97L225 96H224L225 97V101H224L223 95H222V97H223L222 99H221V94L219 95L220 98L218 99L219 100L218 103L221 102L220 99L223 100V102H221V103H224L226 105V107H225L224 104L222 106H224L226 108L225 110H227L226 112L228 113L226 115L227 116V120H226V122L224 124V130L226 132V134H225L226 137L225 138H227V143L230 146L229 149H231V153L227 157L224 156V158L221 159V160H220V158L223 155H221V157H218L219 158V161H220L219 162V165L221 166V169L218 167L219 165L218 166H215V164H214L215 167H218L220 169V171L218 173L216 172V171H218V168H214V166H212V165H210L209 167H206L205 168L206 170H204L203 172L200 171V173H199V171H197L195 169V166L197 165L196 164L197 161L194 162L195 160H193V158L189 157L190 151H189V154L187 155L188 158H185L183 154H185L186 152L185 153H182V152H184L183 149H179V150H183V151H178L175 148V146L172 147L171 145H168V144H170L168 142L171 140L170 139V136H171L172 139L174 138L173 137L174 134H172V132H169L170 130L168 131L170 136H167L166 135L168 137V139L165 138L166 136L164 138L163 137H159L162 133H163L162 136H164V133L165 132H162L158 136L159 138H161L160 142L161 141L163 142L162 138L165 139V140L167 139L166 141H168L170 139L168 142H166V143L163 142V144L160 145V146H159V144H161V143H159V141L156 142V144L159 143L158 146H156V147H158L157 149H155L156 147L153 146L155 150H164V151L167 152L166 153V152L162 151V153H165L163 155H162V153H160L163 157L160 156V155L159 156L154 155L156 157H159V159H155V160H159V162H160L161 159H162L161 161H163V159H164V161H166L167 159L168 160L169 159H172L171 161H169L167 163L168 165H166V164L165 165L168 166L169 168H171L170 171H173L174 170V172H171V173H179L178 171H180V173L183 175V178L181 177V181L183 183L182 186H185L184 189H186V191H188V193L190 191L189 195L190 194H191V196L192 195H196L195 193L196 192L198 193L199 191H201V192L204 193V196H203V197H205L204 200H203L204 203L202 201V203L204 205L203 208L206 211L205 213H207V216L208 217L207 216L206 217L208 218V220H210V222L212 221L214 223V225H213L214 227L212 226L213 229H217V227L215 228V226H219V225H217L218 224L217 222H219V221L225 220L227 222V223L225 222V224H227V225L228 224L230 225L231 222L232 223H237V224L238 223H241V222H250V223L251 222L252 223L254 222L255 223V221L259 219L258 217H261L262 215H264V195L261 194V192H262L263 189L262 190L260 189L261 192H260V190L257 191L258 194L260 192V194L263 196V198H262L261 195H260L261 198H258V197H260V196H258V194H256L257 195L256 196L257 198H255L254 196H251V195H254L255 193H253V192H256V191H253L252 190L253 191L252 192L253 194L251 193V195H248V194H250V192H249L250 190H248L245 187H243V190L246 189L244 192L247 193V190H248V194H246V193L243 192V190L239 186L238 187L236 186L237 188H240L238 190H241L242 193H244L243 196L241 194H239L238 197H237V199H239V197L241 195L243 199H246V201L245 200L244 201L241 200V202H244L243 203L244 205H242L241 203H239L240 202L239 201L240 199L238 200L239 201L238 203H235L237 201L234 200V199H236V195L239 193V191L234 186L233 187H230V185H229V187H230L231 190H234L236 193L238 191V193L236 195L234 194L235 193L234 191H230L229 190L230 193L231 192H234V193H232V195L231 194L229 195L228 193H226V191H223V190H226V189H223L226 185H227L226 188L229 189L227 183H229L231 180H233V177H235V175H236V177H238V174H240L239 173V160H240V157L243 156V154H241V153L244 150L243 144H246V143H244L245 141L247 142L248 140H252L253 142L255 141L254 142L255 144L256 143H259L260 144L259 146H261V150L264 152V97H262V95H261V97L263 99L261 97H259V99H258V97L257 98H254ZM148 96H151V95H148ZM87 101H89L94 106L93 107L92 105H90V107L92 106V110H93V108L95 109V107H96V109H98V112H96V114L100 112L99 113L100 115L97 114L98 115V118H92L91 117L92 114L90 115L89 114V111L87 112V107H84V106H86L85 104L87 103ZM84 102H86V103H84ZM90 103H88L87 105H89ZM85 108H86V110H85ZM158 108H159V110H158ZM96 109H95V111H96ZM95 111L93 113H95ZM159 111L160 112L162 111L163 113L165 112L166 115L164 116V114L162 115V113L161 114H158ZM156 115H158V116L159 115H162L164 117L163 118L160 117V119H159V117L157 116L158 119L156 118L157 119L156 120L155 119V116ZM95 117H97V116H95ZM152 118L154 120H156V121H154ZM171 118H166V123L167 122L170 123L171 121H167V119L169 120ZM150 121H154V122H151L150 123ZM179 122L180 121L178 120L176 123H179ZM166 123H164L163 125H165ZM171 123L176 124L174 120ZM158 124L160 125L161 122L158 123ZM177 127L179 128L180 126H178V124H177ZM166 128H167V126H164L163 129H166ZM101 129L102 130L105 129L104 132L106 133V136H107L106 137V140H107V145L108 146H106L105 144H103L104 141L101 138ZM168 129L169 128H167V130ZM168 132L166 134H168ZM197 137H199V136H197ZM200 138L202 140L205 139L204 136H202V137L200 136ZM200 138H198V139H200ZM174 139H173V142H175ZM195 140H197V139H195ZM170 142L172 144V140ZM200 142H202V141H200ZM194 143H195V141H194ZM201 145L203 147V144H201ZM253 147L255 148V146H253ZM151 148L152 147L146 148L147 150L149 149L148 153L150 152ZM245 148H247V147H245ZM257 148L260 149V147H258V146H257ZM146 149H144V150H146ZM154 149H153V151L151 150V153L154 152ZM200 149H201V146H200L199 150ZM20 150H17V151L19 152ZM202 150L203 149L200 150L201 153H202ZM245 150H247V149H245ZM261 150H259L260 152L258 150L257 151L259 153H262ZM254 151H255V149H254ZM203 152H204V150H203ZM216 152L217 151H215V153ZM258 152H256V153H258ZM244 153H245V151H244ZM246 153H248V152H246ZM256 153H255V155H256ZM259 153L257 155H260ZM216 154H217V156L219 155L218 152ZM116 156H114V157H116ZM156 157H154V158H156ZM192 157H194V156H192ZM214 157H215V155H214ZM244 157H245V155H244ZM259 157H261V156H259ZM259 157L256 158V159L257 160L260 159ZM262 157H264V155ZM252 158H249V159H252ZM134 159H133V161H134ZM186 159H192V161L189 160V162H188ZM262 159H260V161L259 160L258 161L261 162ZM190 161H191V164L192 165H193V163L195 164V165H193L194 168H192V165L190 164ZM263 161L261 163L264 164ZM163 162H162V164L164 165ZM240 162H242V161L240 160ZM162 164H160V165H162ZM248 164H250L249 167H251V170H254L252 168H253V166L255 164H253V166L251 165V163H248ZM146 165H147V167L149 166L148 164H146ZM243 166H244V162H243ZM62 167L63 166H60L58 168L59 169L60 168L62 169ZM145 167L146 166H144V170H145ZM168 167H167V169H168ZM15 168L13 169V171H16ZM20 168H21V166H20ZM164 168H161V169H164ZM146 169H148V168H146ZM175 169H176V171H175ZM194 169L198 173H196ZM54 170H56V167H54ZM159 170H160V168H159ZM164 170H166V168ZM242 170L243 169L241 168V171ZM152 171H150L152 173V175H151L150 172H148V173H150V175L154 177L155 174H156L155 172H158V171H155V172L154 171L152 172ZM164 173L166 174L167 171L166 172L164 171ZM164 173H162V175H160L161 173L159 174L161 177L163 176L161 180H166L164 177L168 176L169 174L171 175V173L168 172L169 174L167 173L168 175L166 174V176H164ZM242 173L239 175L241 178H242V176H241ZM181 174H180V176H181ZM146 175H147V177L151 178L148 174H146ZM1 176H0V250L3 251V256L0 257V264H5L6 259H7L6 256L7 257H10L11 256V258L13 259L12 260L13 262H10L11 264H84L85 263V260L88 261L90 259L89 261H92L91 258H88L90 255L85 254L83 252L86 248L83 249L80 246H75V244H77V243L75 242V240H71L72 242L74 241V243H73L74 244V248L71 249L73 247V245L70 244L71 241L68 244V245H71V246L66 245V243H68V242H66V240L68 238L66 239L64 237H63V239L61 241L60 240L57 241L56 239H58V238H57V236H55V233L54 234H50L51 232L49 230H46L45 231V229H47V228L44 227V225H45L44 222L41 223L40 220L36 218V215H37L36 213L37 212L36 211H33V210L34 209H36V210L38 209V211H39V209L41 210V208H37V205L40 206V204L41 205L44 204V206H45L47 204V202L54 203V205H55V202L54 201L57 200V198L55 196H57V195L61 196V192H60V194H58L59 191L57 190L60 187L57 188V189L55 188V190H56L55 192H54V190L53 191H48L46 189V192H50V193H48L49 195H47V194H44V193H41L40 192V190L43 191V192H45V190H42L41 188H40V190L38 189L39 190L38 193L36 192L37 189H35V191H33L34 189H32V190L30 189L29 190L28 189V186H25L24 189H23V186L24 185H22L20 187L18 185L19 183L17 184L16 179H15L14 182L18 186L15 183L13 184L12 183L13 181H10V183L13 184V185H11L10 183H9L10 186L7 183L4 184V182H6L7 179L5 178L6 179L5 180V179H3L4 177L2 178ZM160 176H158V177H160ZM149 178H146V179H149ZM2 179L5 180V181H3ZM152 179H153V183H154V181H156V180H154V178H152ZM149 180H145V181H149ZM238 180H240L239 177H238ZM136 181H137V179H136ZM159 181H160V179H159ZM166 181H168V179ZM166 181H164V184L167 183ZM234 181L235 182H239V181H236V180H234ZM240 182L242 184L243 180L240 181ZM240 182H239V184H240ZM58 183L60 184V180L58 181ZM157 183L158 184L160 183L159 185H162L163 184V183L161 184V182H157ZM263 183H264V180H263ZM22 184H24V183H22ZM56 184H57V182H56ZM136 184H137V182H136ZM149 184L151 185V183H149ZM149 184L147 185V182H146V184L145 183L144 184L141 183V188L140 189L143 188L142 185H144V187H145V185H147V187L149 186L148 188L150 190V187L151 186ZM6 185H8V186H6ZM138 186H140V184H138ZM156 186L159 188L158 185H156ZM162 186H160V188ZM147 187L144 188V189H142L143 191H141L140 194L141 193H143V195L147 194L148 195V198H149V196H150L149 193H151L155 189H153L150 192L148 191V193H147V192L144 191V190L148 189ZM153 187H154V185H153ZM168 187H169V185H168ZM158 188H156L155 192L158 191ZM140 189H138V190H140ZM167 189L168 190L169 189H172V186H170V188H167ZM57 191H58V193H56ZM222 191H223V193H222ZM34 192H36V193H34ZM53 192L55 194L52 195L51 193H53ZM155 192H154V195H152V196H154L153 198H155V194H156ZM159 192H160V190H159ZM170 192H171V190H170ZM227 192H228V190H227ZM221 193L222 194L226 193V194H224L222 196ZM262 193H264V190H263ZM160 194H162V193H160ZM167 195H165L164 198ZM177 195H179V193H177ZM177 195H176V197H172L173 200L175 198H177L179 200H180V198L185 199V198H183L185 196L180 195L181 197L178 198L179 196H177ZM234 195H235V197H234ZM59 196H58V198H60V199H58V200H60V201L59 202H58V200L56 201V204L59 203V205L57 204L58 207L56 206L57 209L60 207V209L62 210V211L60 210V212H62V213H64L65 211H69L70 209H71L70 211H72L73 205L71 207L70 204H71L72 201L69 200L70 198L68 200H66L68 202L71 201L70 204H69V203H66V201H64L65 200L64 197L66 195L63 194V196H62V198H64V200L63 199L61 200V197H59ZM138 196H139V198L140 197L142 198V196H140V195H138ZM171 196H173V195H170V197ZM159 197H160V195H159ZM159 197H157V195H156V198H158L157 200H159ZM167 197H169V196H167ZM224 197L226 199H228L229 197H231V198H229L231 200L234 198L233 200L235 202L233 200H232L233 203L231 201L229 202L228 201L229 199L226 200V199H224ZM118 198L116 196L115 200L118 199ZM150 198L148 200H150ZM188 198H191V197L189 196ZM145 199H144V201H147L148 204L146 202H144V206H146V208H147V206L150 207L149 203L151 202L152 199L150 200V202L147 200V198H145ZM161 199H163V198H161ZM169 199L170 198H168L167 200H169ZM177 199L175 200V203L171 202V203H173V206H174V204L176 205V202L178 201ZM182 199H181V201H182ZM157 200H153L154 201L153 203H155ZM165 200L166 199H164V202H165ZM119 202H120V199H119ZM139 202L140 203H138V204H141L142 203L141 201H139ZM161 202H162V200H161ZM167 202H168V205H169V201H167ZM114 203H116V202H114ZM145 203L147 205H145ZM72 204H73V202H72ZM161 204H163V202ZM164 204H163V207L165 206ZM47 205H49V204H47ZM51 205H49V207ZM113 205L116 206L115 204H113ZM134 205H136V204H134ZM166 205H167V203H166ZM170 205H172V204H170ZM35 206H36V208L33 209V207H35ZM138 206L140 208L143 205L142 206L141 205H138ZM152 206L154 207L155 205L152 204L151 207ZM160 206H158L159 210H160ZM232 206H233V208L236 206L234 208V211L235 212H233ZM46 207H48V206H46ZM46 207H43L44 210H46ZM49 207L47 208V210L49 209ZM169 207H170V209H169V211H170L171 210V206H169ZM238 207L239 208L241 207L240 211L238 210L239 209ZM51 208H53V207H51ZM146 208H145V210H147ZM158 208L155 207L154 209L157 210ZM230 208H232V210ZM143 209H142V211H143ZM164 209L167 210V207L165 206ZM158 211H156V212H158ZM161 212H162V209H161ZM165 212L166 211L164 210V213ZM171 212H172V210H171ZM33 213H35V215ZM175 213H177V212H175ZM175 213L174 214L172 213V214L175 215ZM156 214H158V213H156ZM169 214H166V215H169ZM144 215L146 216L147 215V212ZM144 215H142V216H144ZM173 215H171V218H173L172 217ZM142 216L140 218H142ZM145 216L143 217L144 218V221H147L148 220V217H147V220H146ZM160 216H161V214H160ZM160 216H158L157 218H159ZM162 216H161V218H162V220H164ZM150 217H149V219H150ZM152 217H154V216H152ZM152 217H151V220H152ZM165 217H167V216H165ZM168 217H170V216H168ZM168 217H167V220H168ZM176 217L174 216V218H176ZM161 218H160V222L162 221ZM174 218L172 219L173 221H175ZM262 218H264V217L262 216ZM36 220H39V222L41 224L39 223L40 224L39 225L38 224V221H36ZM172 220L170 221V222H172L171 225H173V223H174ZM188 220H190V219H188ZM180 221L182 222V218H181ZM165 222H167V221L165 220ZM185 222H187V220ZM259 222H261V221L259 220ZM187 223L190 224L191 222L188 221ZM193 223H194V221H193ZM164 224H166V223H164ZM180 224L182 226V223H180ZM257 224H260L259 226H262L264 224V222L262 223V225H261V223H257ZM168 225H169V222H167V226ZM184 225H186V227L182 226V229L184 227L186 230L188 229L187 226H189V228L191 226V225H187V224H184ZM243 226H245V225H243ZM251 226L253 227V225H251ZM238 227H241L242 228V225L240 224V226H238ZM255 227H256V230L258 229V230H262V233L264 232L263 231L264 228H261L260 227L261 229H259V227L258 228H257V226H255ZM238 230H240V228ZM248 230H250V229H248ZM258 230H257V232H258ZM47 231L50 232V233H48ZM179 231H181V229ZM219 231H221V230L219 229ZM219 231L217 230L216 232H219ZM245 231L244 232L242 231L243 234H244V236H246L245 235L246 234ZM255 232L256 231H254V229H253V233L254 234H255ZM259 232H261V231H259ZM162 233H163V231H162ZM239 233H241V232L239 231ZM251 233H252V230H251ZM72 234L74 235V233H72ZM254 234H248L249 236L247 237V239H245V237H243L244 238V243L246 244L245 241H249L250 239L256 238L254 236L257 235V234H255V235ZM73 235H72V237H74ZM251 235H253V238H251ZM260 235H261V233L258 234L259 237L262 236V235L261 236ZM69 237H71V236H69ZM220 237H221V235H220ZM241 237H242V235H241ZM263 237H264V234H263ZM260 239H262V241ZM260 239H257L258 242H259L258 245H256L257 243L255 241L254 242L256 244L253 245L254 244V242H252L253 240L252 241L250 240L251 244H250V242H249V244L247 243L249 246L246 245V247L247 248L249 247L250 249L251 248L252 249H251V251H249L250 249L248 248L247 251H246V247H245V250H243V251L248 252V254L247 255L245 254L246 257H244L246 263L244 261H242V259H241L242 262H244L245 264H264V250L262 249V248H264V246H263L264 245V240H263L262 237ZM241 240H240V243L243 242ZM254 240H256V239H254ZM68 241H69V239H68ZM117 241H118V239H117ZM229 241L230 240H227V242H229ZM132 242H133V240H132ZM222 242L223 241H221V243ZM260 242L263 243V244L261 243V245L263 247L259 246ZM127 243H129V242H127ZM229 243H232V242H229ZM237 243H239V242H237ZM133 244L136 245L135 242H133ZM235 244H236V242H235ZM235 244L233 242V245H235ZM227 245H228V243H227ZM240 245L241 244H239V246ZM251 245H253V247H250ZM222 246H224V244L221 245V247ZM79 247L81 249H83V251ZM217 247H220V246H217ZM224 247H226V245ZM229 247L232 248L231 246H229ZM208 248H210V247L208 246ZM216 248L214 250L215 253L217 252L216 251L217 250ZM130 250L135 251L134 248L133 249H130ZM141 250H142V248H141ZM219 250L221 251V248ZM222 250H223L222 251L223 253L220 252V251H218L219 253L217 252L218 254L216 253L217 255H215V253H214V255L216 257H214V256L212 257L214 259V260L211 261L213 264H227V263H224V261L226 262V260L229 258V255H226L229 252L227 253L226 251H228V250L227 249L225 250L223 247H222ZM237 250H239V249H237ZM1 251H0V255L2 253ZM144 251L145 250H143L142 255H145L144 254L145 253ZM243 251L241 249L242 255L244 254ZM88 252H89V250H88ZM224 252H226L225 256L224 255H221V254H224ZM208 253H209V251H208ZM135 254H136V252H135ZM87 255H88V257H87ZM137 255H138V253H137ZM212 255H213V253L209 257H211ZM235 255H236V253L234 254V257L236 259L234 257L232 259H234L235 262L237 260L238 261V262H236L237 264H239V262L241 263V261L239 259H237L239 256L237 257ZM237 255H239V253ZM194 256H195L196 259H198L196 255H193L191 257H194ZM240 256H241V253H240ZM98 258H99V255H98V257L96 256L95 258H93V262L95 261V259H96V262H97V259ZM204 258L205 257H202V260L201 259L200 260L198 259V260L200 262H202V261L205 262V263L202 262L203 264H206V261H207V264H212V263H209V261L207 260L208 257L205 258L206 261H204ZM192 259H191V264L192 263H195V260L193 259V262H192ZM143 260L140 258V262H144V264H147L149 262L148 259H145L144 261ZM146 260L148 261L147 263H146ZM100 261H101V259H100ZM184 262H186V260L183 261L182 264H185ZM233 262H232V264H233ZM235 262H234V264H235ZM90 263H92V262H89L88 264H90ZM99 263H101V262H99ZM196 263H197V261H196ZM92 264H96V263H92ZM187 264H189V261H187Z\"/></svg>",
  "mask_w": 264,
  "mask_h": 264
}]
</instances>
